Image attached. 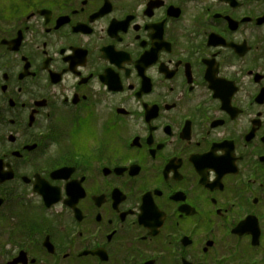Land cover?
Here are the masks:
<instances>
[{"label":"flooded vegetation","instance_id":"af4514ba","mask_svg":"<svg viewBox=\"0 0 264 264\" xmlns=\"http://www.w3.org/2000/svg\"><path fill=\"white\" fill-rule=\"evenodd\" d=\"M0 264H264V0H0Z\"/></svg>","mask_w":264,"mask_h":264}]
</instances>
